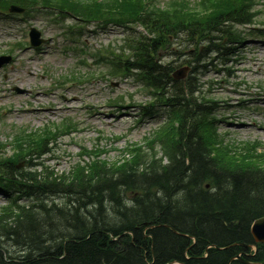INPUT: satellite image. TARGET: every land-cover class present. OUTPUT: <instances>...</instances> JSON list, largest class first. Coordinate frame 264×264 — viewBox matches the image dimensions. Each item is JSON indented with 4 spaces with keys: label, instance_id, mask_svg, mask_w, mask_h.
Returning a JSON list of instances; mask_svg holds the SVG:
<instances>
[{
    "label": "trees",
    "instance_id": "16d2710c",
    "mask_svg": "<svg viewBox=\"0 0 264 264\" xmlns=\"http://www.w3.org/2000/svg\"><path fill=\"white\" fill-rule=\"evenodd\" d=\"M5 1L128 29L123 49L131 54L110 59L112 71L151 90L168 119L150 151L130 144L135 154L116 164L81 153L83 164L62 174L41 159L51 151L48 140L69 126L20 132L14 154L0 159L7 198L0 207V264H246L238 256L264 264V243L251 234L264 217V164L253 163L264 153L261 144L228 146L213 117L215 102L199 96L196 77L175 81L173 62L158 59L161 51L184 54L189 48L177 52L172 45L179 39L193 49L183 62L193 64V73L211 54L233 56L244 41L238 27L255 23L253 0H175L162 7L155 0ZM20 161L27 164L22 171Z\"/></svg>",
    "mask_w": 264,
    "mask_h": 264
},
{
    "label": "rangeland",
    "instance_id": "374dc122",
    "mask_svg": "<svg viewBox=\"0 0 264 264\" xmlns=\"http://www.w3.org/2000/svg\"><path fill=\"white\" fill-rule=\"evenodd\" d=\"M155 1L162 7L175 0ZM187 1L196 5L202 0ZM25 7L22 15L0 9V56L12 57L0 67V159L14 154V141L20 132L65 125L68 129L63 128L55 140H48L51 151L42 156L49 172L69 173L79 162L83 164L80 154L85 152L116 164L135 154L134 144L150 151L148 144L166 125L167 114L160 110L163 107L153 106L160 103H155L151 90L132 76L114 74L109 63L110 59L115 61V55L125 58L131 54L123 49L130 31L85 24L54 7ZM251 7L257 14L255 23L238 27L246 40L233 56L204 57L203 63L197 64L204 68L188 71L186 77L195 76L202 85L199 96L215 102L213 117L228 146L259 143V151L264 152V0H253ZM31 27L45 40L38 47L29 43ZM133 28L142 32L140 27ZM179 40L172 45L177 52L189 48L184 54L161 51L158 57L163 63L173 62L175 69L193 52L186 40ZM145 105H152L151 113L143 116ZM130 144L134 148L129 149ZM263 154L253 163L264 164ZM26 168V161L16 167L18 171ZM60 199L54 200L57 203ZM6 204L7 198L0 192V207Z\"/></svg>",
    "mask_w": 264,
    "mask_h": 264
},
{
    "label": "water",
    "instance_id": "95a60500",
    "mask_svg": "<svg viewBox=\"0 0 264 264\" xmlns=\"http://www.w3.org/2000/svg\"><path fill=\"white\" fill-rule=\"evenodd\" d=\"M21 11L22 10H20L16 7L10 8V12H21ZM30 42H31L32 46L36 47V46H39L41 43H43L44 40L40 38L39 32H37L34 29H31V31H30ZM9 60H10V58H8V57L7 58H0V67L4 63L9 62ZM188 71H189L188 67H182L173 73V77L176 80L184 79L186 77V75H187L186 73ZM251 234H252V237L256 243H264V217H260L252 223ZM236 259L242 260L246 264H260V263H252V262L245 261V260L241 259V256L236 257Z\"/></svg>",
    "mask_w": 264,
    "mask_h": 264
}]
</instances>
